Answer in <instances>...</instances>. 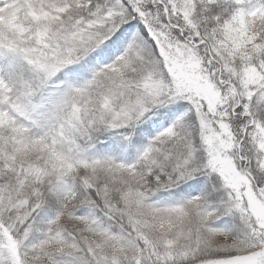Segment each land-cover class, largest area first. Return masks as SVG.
<instances>
[{
  "label": "snow or ice",
  "instance_id": "6c2138e0",
  "mask_svg": "<svg viewBox=\"0 0 264 264\" xmlns=\"http://www.w3.org/2000/svg\"><path fill=\"white\" fill-rule=\"evenodd\" d=\"M0 264H264V0H0Z\"/></svg>",
  "mask_w": 264,
  "mask_h": 264
}]
</instances>
